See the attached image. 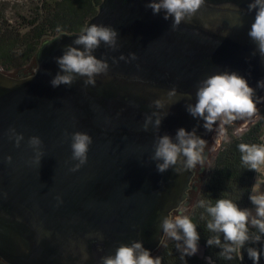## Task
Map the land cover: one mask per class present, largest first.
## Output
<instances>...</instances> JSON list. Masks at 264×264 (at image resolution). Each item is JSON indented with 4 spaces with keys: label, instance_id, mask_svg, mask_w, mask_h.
<instances>
[{
    "label": "water",
    "instance_id": "95a60500",
    "mask_svg": "<svg viewBox=\"0 0 264 264\" xmlns=\"http://www.w3.org/2000/svg\"><path fill=\"white\" fill-rule=\"evenodd\" d=\"M149 2L102 0L86 22L84 28L103 24L118 33L115 51L102 43L94 53L97 59L106 54L110 65L108 77H96L95 87L84 90L83 78L71 87L50 83L59 70L54 58L81 32L43 41L30 73L19 71L14 77L0 70L4 264H100L101 257L114 255L121 243L130 241H142L153 255L165 238L160 217L182 201L187 205L193 177L192 171H157V161L151 160L156 137L175 138L184 128L207 139L211 132L186 109L195 104L196 87L206 76L236 71L253 88L264 79V63L258 52L252 55L256 46L247 35L255 17L247 11L251 0H205L197 17L175 32L172 19L154 15L146 7ZM234 9L243 14L241 28L230 27ZM46 42L51 44L44 46ZM130 53L137 59L131 60ZM173 86L177 97L186 93L192 99L174 97L172 103L167 93ZM257 95L264 90L257 89ZM155 100L163 107L157 108ZM153 113L162 117L161 125H149L145 132V117ZM156 118L152 116L153 122ZM10 128L24 136L19 148L8 139ZM76 131L87 133L93 143L87 163L70 172L77 162L71 160L67 134ZM31 136L43 142L39 166L34 162L37 150L27 145ZM84 252L87 260L82 259Z\"/></svg>",
    "mask_w": 264,
    "mask_h": 264
},
{
    "label": "clouds",
    "instance_id": "9594fccd",
    "mask_svg": "<svg viewBox=\"0 0 264 264\" xmlns=\"http://www.w3.org/2000/svg\"><path fill=\"white\" fill-rule=\"evenodd\" d=\"M154 15L163 13V19H172V31H176L182 23H191L197 17L200 10L205 7V0H150L146 4ZM248 13L255 12L254 22L247 35L256 46L253 56L259 53L261 62L264 63V0H251L247 5ZM232 22L230 27H243V14L234 9L230 12ZM208 29L209 26L204 24ZM57 32H62L58 26ZM225 37L228 33H223ZM117 31L111 26L103 24H91L81 29V33L72 41V44L64 46L63 54L55 57L58 71L50 81L51 86L56 88L61 85L71 87L77 80L83 78L84 90L89 86H96V77H108L110 65L108 57L104 54L100 59L94 55L103 43L108 49H117ZM51 43L46 42L44 46ZM131 60H136L134 53L129 54ZM125 60L124 56L119 57ZM113 64L117 63L113 58ZM128 62V61H125ZM139 68V65L137 66ZM257 89L264 90V79L257 82L256 88L249 85L248 79L236 71H222L217 74L206 76L200 80L196 87V102L186 106L188 113L193 117L203 121V128L207 132H215L214 141L220 144L227 140V127L235 121L251 120L258 114V105L264 103V97L257 95ZM169 100L175 103L174 97L191 100L190 94H181L177 97V88L173 86L167 93ZM157 107H163L160 100L153 101ZM166 115V114H165ZM152 116L157 118L153 122ZM146 116L142 125L143 131H148L149 125L159 128L162 117L157 113ZM12 134L8 137L10 141L14 139L15 147H20V142L24 140L21 133H17L15 128H10ZM71 140V160L76 161L75 165L69 169L70 172L78 171L88 161L89 146L93 143L91 136L85 132H73L67 134ZM27 145L29 148L37 150L34 162L39 166L44 155L39 149L43 142L38 136H31ZM208 142L196 134V129L188 132L184 128L177 130L175 138L164 134L157 136L153 145L154 154L151 160L157 161L156 169L159 173H164L173 169L177 173L191 171L198 164L203 166L207 157L205 149ZM241 153V162L250 170H258L264 165V143L238 145ZM10 164L12 158H6ZM6 195V194H5ZM56 200L62 203V199L57 196ZM253 209H241L236 202L231 199L220 198L215 200H200L199 207L207 214L206 230L212 235L207 240L209 247L220 248L219 255L227 260H232L234 256L241 259L242 249L248 243L256 244L264 238V192H258L253 187L249 196ZM173 212L176 214L173 215ZM185 201H182L167 216L160 217L159 228L166 236L175 241L176 250L180 253L181 260L186 256H193L198 252L200 234L197 225L193 222ZM204 219V216L201 217ZM255 229L256 231H252ZM103 238L102 236L100 237ZM261 249L248 247V257L253 264H259ZM83 260L88 259L86 252L82 255ZM100 264H162V258L153 257L151 252L144 248L142 241H130L128 244L121 243L114 255L101 257Z\"/></svg>",
    "mask_w": 264,
    "mask_h": 264
},
{
    "label": "trees",
    "instance_id": "16d2710c",
    "mask_svg": "<svg viewBox=\"0 0 264 264\" xmlns=\"http://www.w3.org/2000/svg\"><path fill=\"white\" fill-rule=\"evenodd\" d=\"M102 0H37L35 3L11 4L0 3V69L3 72L11 70L27 73L34 67V56L45 40L61 33H78L85 27L86 22L93 17ZM17 6L19 11L9 19L6 12L9 6ZM62 32H57V27ZM260 121L251 126L237 137L228 135V139L221 145L211 170L202 181L198 201L190 213L197 231L200 234L198 247L202 249V257L186 256L181 260L176 250L175 241L162 243L154 253L162 258V264H253L248 257L247 248L255 247L264 250V238L260 243H248L242 249L241 259L234 256L232 260L219 255L221 249L209 247L207 240L212 233L206 230L207 214L199 207L200 200L231 199L241 209L250 207L249 196L252 193L257 170H250L241 162L240 143L261 144L262 123L264 111ZM204 216V219L201 217ZM252 231H256L252 229ZM0 264H4L0 261ZM259 264H264L262 251Z\"/></svg>",
    "mask_w": 264,
    "mask_h": 264
},
{
    "label": "rangeland",
    "instance_id": "374dc122",
    "mask_svg": "<svg viewBox=\"0 0 264 264\" xmlns=\"http://www.w3.org/2000/svg\"><path fill=\"white\" fill-rule=\"evenodd\" d=\"M37 0H0L1 2H9L11 4H26L29 5L30 3H35ZM17 11H19V8L17 6H9L7 12H6V16L9 19H12L14 17V13H16ZM1 70V69H0ZM2 71V70H1ZM3 72V71H2ZM19 71L16 70H11L8 72H3L4 74L10 75V76H17V73ZM26 74V73H25ZM264 97V96H263ZM259 111L258 114L253 117L251 120L248 121H242V120H238L236 121V123L234 122L232 125L227 126V134H230V136L232 137H237L238 135L242 134L243 132H245L247 129H249L251 126H253L254 124H256L258 121H260V116H261V112L264 111V103L258 105ZM262 142L264 143V121L262 123V138H261ZM221 141L220 144H217L214 146V149L211 150L209 149V156H208V160L207 163L205 164V172L202 175L203 180L205 179L207 173L209 170H211V168L213 167L214 161H215V157L217 155V153L220 150L221 145L225 142ZM202 184L198 187V191L191 197V201L190 203L187 205L189 213L190 214L192 212V210L194 209L198 198H199V192L201 190ZM254 187L255 190L258 192H264V165L260 166V168L257 170V174L255 177V182H254ZM253 191V190H252ZM249 209H253L254 210V206L251 204L250 202V207ZM176 213H174L173 215H175ZM172 241L170 238L166 237L164 238L163 242L166 244L168 242ZM198 252L195 254V256L197 257H202V249L200 247H198ZM153 257H155V255H152Z\"/></svg>",
    "mask_w": 264,
    "mask_h": 264
},
{
    "label": "flooded vegetation",
    "instance_id": "af4514ba",
    "mask_svg": "<svg viewBox=\"0 0 264 264\" xmlns=\"http://www.w3.org/2000/svg\"><path fill=\"white\" fill-rule=\"evenodd\" d=\"M30 72H31V70H29L27 73H30ZM235 123H236V121H235ZM215 135L216 134L213 131V132H211V134L206 139V141L208 142V146L205 149V154H206L207 159H206L204 165L201 166L198 164L193 170H191L193 172V177H192L191 184H190L191 189L188 191L187 205L190 203L191 197L198 191V187L202 184V181H203L202 175L205 172V164L207 163L208 156L210 154L209 149L213 150L214 146L217 145L214 141ZM174 213L175 212H173V214Z\"/></svg>",
    "mask_w": 264,
    "mask_h": 264
}]
</instances>
